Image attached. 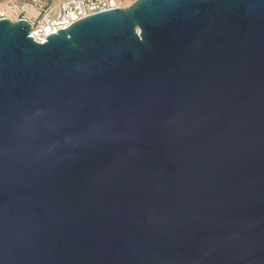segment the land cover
Returning a JSON list of instances; mask_svg holds the SVG:
<instances>
[{"label":"water","instance_id":"1","mask_svg":"<svg viewBox=\"0 0 264 264\" xmlns=\"http://www.w3.org/2000/svg\"><path fill=\"white\" fill-rule=\"evenodd\" d=\"M30 33L0 20V264H264V0Z\"/></svg>","mask_w":264,"mask_h":264},{"label":"built area","instance_id":"2","mask_svg":"<svg viewBox=\"0 0 264 264\" xmlns=\"http://www.w3.org/2000/svg\"><path fill=\"white\" fill-rule=\"evenodd\" d=\"M21 1L6 0V9H0V20H10L9 12L16 15V20H27L31 25L30 36L35 42L44 43L48 35L56 34L79 20L121 8L120 2L124 0H27L37 14L35 17L26 15Z\"/></svg>","mask_w":264,"mask_h":264},{"label":"crops","instance_id":"3","mask_svg":"<svg viewBox=\"0 0 264 264\" xmlns=\"http://www.w3.org/2000/svg\"><path fill=\"white\" fill-rule=\"evenodd\" d=\"M0 4H5L6 5V0H0ZM21 4H22V8H23V10H24V12L26 13L27 16H29V17H35L37 15L36 12H35V10L33 8H31V6L28 4L27 0H22L21 1ZM10 20L15 21L16 20V17L15 18L10 17Z\"/></svg>","mask_w":264,"mask_h":264},{"label":"rangeland","instance_id":"4","mask_svg":"<svg viewBox=\"0 0 264 264\" xmlns=\"http://www.w3.org/2000/svg\"><path fill=\"white\" fill-rule=\"evenodd\" d=\"M133 2H134V0H124V1L120 2V6H121V8H126L129 5H131ZM0 8L1 9H6V5L5 4H0ZM8 14L12 15V16L10 15V17H13V18L16 17L15 14L13 15V13H11V12H9Z\"/></svg>","mask_w":264,"mask_h":264}]
</instances>
